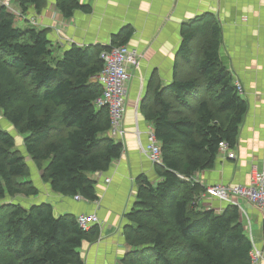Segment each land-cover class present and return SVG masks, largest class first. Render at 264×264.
Masks as SVG:
<instances>
[{"label": "trees", "instance_id": "16d2710c", "mask_svg": "<svg viewBox=\"0 0 264 264\" xmlns=\"http://www.w3.org/2000/svg\"><path fill=\"white\" fill-rule=\"evenodd\" d=\"M23 14L42 12L48 0H10ZM0 0V113L25 136L23 147L41 180L61 196L96 201L93 174L107 171L122 154L109 137L105 107L94 101L101 87L92 78L102 68L107 46H70L61 57L45 29L15 25V14ZM65 18L89 8L80 0H53ZM129 27L112 36L109 46L126 45ZM176 54L191 76L173 80L141 103L140 109L161 149L154 165L157 182L137 179L136 201L122 235L128 252L120 264H251L252 244L238 209L226 205L218 214L202 210L201 191L191 178L214 166L218 145L236 146L247 111L231 73L220 60L221 28L211 15L181 27ZM198 41L199 52L192 43ZM193 75V76H192ZM168 93L174 96L171 100ZM196 102V103H195ZM24 158L13 136L0 129V199L34 197ZM100 228L79 227L73 215L54 216L48 203L0 208V264H84L80 248L97 240Z\"/></svg>", "mask_w": 264, "mask_h": 264}, {"label": "crops", "instance_id": "0c3cea01", "mask_svg": "<svg viewBox=\"0 0 264 264\" xmlns=\"http://www.w3.org/2000/svg\"><path fill=\"white\" fill-rule=\"evenodd\" d=\"M80 4L89 10L78 9L69 19L55 9L53 2L40 13L28 9L19 14L15 25L45 29L55 57H61L72 45H109L112 36L122 29L132 30L126 46L137 53L138 64L129 70L125 134L121 139H113L121 143L122 154L107 171L90 176L95 182L96 201L56 194L41 180V175L43 186L33 183L38 195L28 198L33 200L30 206L50 204L55 217L95 214L102 223L100 235L96 241L82 244L83 263L120 264L121 257L128 252L122 229L136 201L137 179L144 176L153 184L157 182L154 165L142 152L148 129L153 126L144 118L141 103L153 96L157 86L162 91L173 80L191 76L184 63L179 62L176 67L182 25L205 15L216 20L221 28L220 60L241 86V96L247 103L236 146L230 148L234 158L218 152L212 168L191 178L202 190L200 208L222 213L228 204L202 197L205 189L218 184L248 185L253 170H264V0H80ZM198 44L192 43L193 52H199ZM168 96L174 99L171 93ZM237 201L245 210L240 222L244 228L250 223L252 243L264 251L261 212L245 200Z\"/></svg>", "mask_w": 264, "mask_h": 264}, {"label": "built area", "instance_id": "2783aa9c", "mask_svg": "<svg viewBox=\"0 0 264 264\" xmlns=\"http://www.w3.org/2000/svg\"><path fill=\"white\" fill-rule=\"evenodd\" d=\"M3 4L8 7L5 2ZM10 11L12 10L10 9ZM19 14L21 15V13L17 12V16H15L21 17ZM106 46V48L101 50L99 55L102 68L92 78L101 87V94L94 101V105L97 108L105 107L107 109L110 120L108 135L112 139H121L125 134L123 120L126 112L127 84L130 79L129 70L137 67L138 56L134 50L129 49L126 45ZM234 85L238 94L241 96L243 93L241 86L237 81H234ZM142 152L153 165H161V149L152 127L148 129L147 143L145 148L142 149ZM218 152L219 154H226L230 159L234 158L233 151L225 142L219 143ZM107 182H109V179H107ZM202 197L215 199L236 207L240 218H244L245 210L237 200H245L261 212L264 230V170H253L250 174V182L248 185L226 186L218 184L209 186L205 189ZM74 198L75 200L82 199L80 196H75ZM76 221L83 230H89L93 226H98L99 228L102 226V223L95 214L79 215L76 217ZM245 230L252 244L250 253L251 264H261L264 262V251L257 249L255 244L252 243V232L249 222Z\"/></svg>", "mask_w": 264, "mask_h": 264}, {"label": "rangeland", "instance_id": "374dc122", "mask_svg": "<svg viewBox=\"0 0 264 264\" xmlns=\"http://www.w3.org/2000/svg\"><path fill=\"white\" fill-rule=\"evenodd\" d=\"M52 1L53 0H48V3L52 2ZM3 2H5L6 5L8 6L7 8L9 10L11 9L14 12V14L17 16V12L19 13V11L17 10L16 6H14V4L10 0H3ZM16 18L14 19L15 22H16ZM24 27L25 26L23 25L21 28L24 29ZM0 129L9 132L13 136V138H14V150L17 151L24 158L26 165L30 169V172H31L30 176L26 177V178H21L19 180V182L20 183L31 182V183H35L37 185V187L38 186L42 187L43 183H41V181H40L41 171L35 167V165L30 160V158L26 154V151L23 147V140H24L25 136H22L21 134H19L16 131V129L2 117L1 113H0ZM32 202H33V200L31 198H28V197H25L22 195H18L15 197H8L7 196L4 199H0V208L4 207V206H8V205H11V206L20 205L22 208L26 209L30 206V204Z\"/></svg>", "mask_w": 264, "mask_h": 264}]
</instances>
